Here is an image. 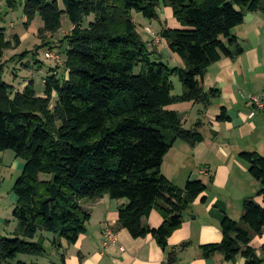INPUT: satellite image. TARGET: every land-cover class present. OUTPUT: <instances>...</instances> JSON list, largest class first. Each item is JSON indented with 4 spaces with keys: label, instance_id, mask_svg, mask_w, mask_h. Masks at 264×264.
Wrapping results in <instances>:
<instances>
[{
    "label": "trees",
    "instance_id": "obj_1",
    "mask_svg": "<svg viewBox=\"0 0 264 264\" xmlns=\"http://www.w3.org/2000/svg\"><path fill=\"white\" fill-rule=\"evenodd\" d=\"M7 9L23 7L26 27L39 16V35H54L65 16L73 29L65 36L63 75L58 68L44 79V97L31 80L22 91L3 82L6 50L20 44L7 40L0 25V152L12 151L24 169L12 193L17 197L12 239L0 238V264H35L23 258L46 255L52 246L74 245L87 231L90 214L82 201L108 196L125 200L116 227L132 238L152 236L165 253L162 264H176L190 247H169L168 240L183 224V216L207 189L189 181L184 189L161 171L164 158L177 140L195 145L203 138L184 127L167 108L195 103L204 110L221 107V92L205 89L207 69L223 58L243 53L234 30L250 13H264V0H4ZM168 8L178 28L162 26L159 10ZM158 21V35L182 67L171 68L144 40L133 19ZM157 35V34H156ZM183 87L174 96L172 78ZM219 121H227L222 110ZM251 176L260 183L258 196L243 203L240 220L226 217L222 241L200 247L205 258L222 255L225 262L242 257L244 264H264L250 246L264 231V157L242 153ZM43 177V178H42ZM202 201H205L203 198ZM153 211L163 218L152 229L146 220ZM264 254V246L262 248Z\"/></svg>",
    "mask_w": 264,
    "mask_h": 264
},
{
    "label": "crops",
    "instance_id": "obj_2",
    "mask_svg": "<svg viewBox=\"0 0 264 264\" xmlns=\"http://www.w3.org/2000/svg\"><path fill=\"white\" fill-rule=\"evenodd\" d=\"M161 13L159 10L162 26L170 28L169 21L174 19L171 9H164L165 17ZM67 23L66 32L69 34L73 26L68 20ZM161 24L152 28L151 22L146 27L158 35ZM234 33L243 49L242 55L234 59L223 58L210 66L203 78L205 89L221 92L218 100L221 107L204 110L195 103H178L167 108L179 115L188 130L201 122L198 131L203 140L195 145L175 141L164 158L162 174L180 189H184L189 181H201L207 186L204 194L184 214L180 229L168 240L169 247L191 244L179 255L176 264H244L242 257L232 263L225 262L219 254L205 258L200 247L222 241V221L226 217L240 220L245 200L253 198L263 205L262 198L258 196L262 186L251 176L249 164L240 158V154L257 153L264 157V111L249 117V98L264 93V13L247 14L244 23ZM145 40L151 41V34ZM161 43L163 49H168L165 41ZM174 64L175 67L183 66L176 55ZM28 83L25 81L15 92L24 90ZM37 95L44 97V92H37ZM223 109L229 117L224 122L218 120ZM203 198L205 201H202ZM126 203L125 200L112 201L108 196L96 201H82L81 207L89 212L90 221L86 233L76 244L68 245L62 241L59 249L51 244L53 236L46 234V255L23 259L35 264L164 263L165 253L152 236L134 239L127 230L116 227L118 209ZM146 222L150 228L157 229L162 225L163 218L158 211H153ZM106 230L116 234V243L103 247ZM250 246L259 258L264 259V231L261 236L252 239Z\"/></svg>",
    "mask_w": 264,
    "mask_h": 264
},
{
    "label": "rangeland",
    "instance_id": "obj_3",
    "mask_svg": "<svg viewBox=\"0 0 264 264\" xmlns=\"http://www.w3.org/2000/svg\"><path fill=\"white\" fill-rule=\"evenodd\" d=\"M0 4V25L6 30L7 40L14 42V36H18L20 39L18 46L11 50H6L4 53L3 82L17 89L25 81L29 82L32 80L35 91L38 93L44 92V79L51 73V69L58 68L60 70L59 74L62 75L63 73V70H61L63 66H56L53 61L46 59L45 53L55 50L65 60L64 51L67 48V44L63 40L68 34L66 32L68 19H62V27L56 34L42 37L39 35V31L42 29L43 23L39 16H36L26 27L27 21L21 5H18L15 10H9L6 8L4 0H0ZM164 9L161 8L160 10L165 17ZM133 19L137 25V31L144 40L147 39V36L153 30L151 31L146 25H150L151 22L136 13L133 14ZM69 24L71 25V23ZM173 26L179 27L175 19L169 21V27L172 28ZM151 27H159V22L153 21ZM150 44L151 49H156L157 52H160L158 54L162 61L169 64L171 68L175 67V55L168 49H163L164 46H161V41ZM172 82L174 84L172 95H180L183 91L181 83L176 77L172 78ZM24 164L25 162L17 158L12 151L0 152V238L12 239V233L17 228V222L13 218L15 195L12 193V187L21 176Z\"/></svg>",
    "mask_w": 264,
    "mask_h": 264
},
{
    "label": "built area",
    "instance_id": "obj_4",
    "mask_svg": "<svg viewBox=\"0 0 264 264\" xmlns=\"http://www.w3.org/2000/svg\"><path fill=\"white\" fill-rule=\"evenodd\" d=\"M154 39V42L159 43L161 41L158 35L150 33ZM45 58L51 60L56 66H64L63 56L56 51H48L45 53ZM251 104V110L249 117L253 118L256 113L264 111V93L260 96H251L249 98ZM116 243V234L111 230H106L103 235V247H107L110 244Z\"/></svg>",
    "mask_w": 264,
    "mask_h": 264
}]
</instances>
